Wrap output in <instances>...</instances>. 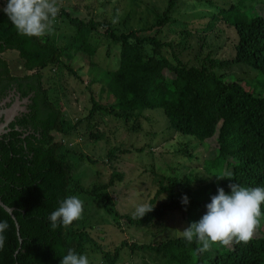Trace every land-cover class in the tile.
I'll return each mask as SVG.
<instances>
[{
  "label": "trees",
  "instance_id": "1",
  "mask_svg": "<svg viewBox=\"0 0 264 264\" xmlns=\"http://www.w3.org/2000/svg\"><path fill=\"white\" fill-rule=\"evenodd\" d=\"M220 1L193 0L191 10L207 13L208 31L216 21L232 28L236 35L234 56L220 60L206 55L193 66L180 58L181 51L191 47L188 41L177 45L159 37L163 27L178 23L172 16L177 5L174 0H166L161 11L154 10L149 25L126 33L116 32L105 19L83 20L60 9L54 21L62 23L61 29L43 37L19 34L2 11L6 0H0V54L15 50L26 72L10 74L6 60L0 56V94L13 85L20 98L29 95L26 111L7 123L11 129L0 133V200L11 208L13 216L0 206V221L8 223L0 264H60L68 249L98 255L101 264H114L121 258V248L133 255L140 252L144 264H264V231L249 243L214 244L203 253L195 241L188 243L181 233L153 245L121 242L108 252L93 240L89 233L92 226L85 225L90 213L87 207L82 219L67 229L52 231L49 226V214L71 195L89 197L97 205L94 212H102L117 226L120 219L138 226L159 219L166 210H181L188 227L204 215V206L207 209L218 188L230 193V183L264 187V18L253 11L257 0H227L223 5ZM97 29L116 44L118 53L110 56L115 63L89 78L90 83H99L98 90L105 99L96 100L92 89L85 87V115L73 122L58 101L50 99L41 70L51 67L58 77L71 75L82 83L71 65L82 55L94 56L89 36ZM183 33L192 34L189 30ZM145 47L148 50L144 52ZM239 63L255 71L250 80H225L212 70ZM88 64L93 66L92 60ZM78 67L82 73L87 71L82 65ZM163 70L171 76H164ZM154 108L162 110L167 127L178 137L205 142L215 135L216 154L203 162L204 178L190 174L193 169L179 177L175 163L160 170L162 174L154 176L156 194L165 192V200L141 219H133L131 214L117 212L105 186L88 190L73 181L69 158L74 153L67 154L68 149L53 133L61 138L70 136L81 120L92 119L95 114L127 121ZM88 135L98 138L97 134ZM224 164L231 165L227 175L222 173ZM195 179L203 184L192 189L190 183ZM114 180H121L119 172H111L106 185ZM185 195L187 205L181 202ZM261 208L264 213V205Z\"/></svg>",
  "mask_w": 264,
  "mask_h": 264
},
{
  "label": "rangeland",
  "instance_id": "2",
  "mask_svg": "<svg viewBox=\"0 0 264 264\" xmlns=\"http://www.w3.org/2000/svg\"><path fill=\"white\" fill-rule=\"evenodd\" d=\"M165 1L61 0L57 3L60 9L70 16H77L83 20L101 21L105 19L113 24L116 32L126 33L130 29H143L149 25L153 19L154 10L161 11L165 6ZM174 1L177 5L172 16L178 20L179 24H168L163 27L159 37L162 40L176 41L177 45L180 41H188L191 44V47H186L180 53L183 63L194 66L206 55L220 60L234 56L236 35L231 27L221 21H216L213 30L208 31L205 27L209 17L205 11L191 10L193 0ZM226 2L227 0L220 1L222 5ZM253 11L264 18V0H257L253 5ZM61 24L58 20L53 22V33L61 29ZM183 30H189L192 34L185 35ZM89 39L95 48L94 56L82 55L71 65L79 74L82 83L71 75H66V79L62 75L58 77L51 67L41 70L44 76L43 86L48 89L50 99L57 100L67 118L73 122L85 115L82 108L87 98L83 93L85 87L92 89L96 100L102 102L105 99L98 90L99 83H90L89 78L92 74L94 75V72L98 73L107 66L110 67L113 62L115 63L113 57L110 56L118 53L116 44L105 38L101 29L91 32ZM147 50L148 47L143 49L144 52ZM0 56L6 60L10 74L23 75L26 73L21 67V61L18 60L15 50L8 49ZM90 60L93 66H88ZM79 65L87 71L85 73L79 71ZM212 70L219 78L237 82L250 80L255 74L254 70L241 63ZM61 72L65 74V70ZM163 74L171 76L168 70H163ZM60 87L63 89L60 90ZM89 132L97 134L98 138L88 137ZM53 135L55 139H61L64 143V149H68L67 154L74 153L69 158L73 181L88 190L105 186L117 212L129 215L133 211L134 203L147 202L156 207L165 200V192L156 194L158 185L154 176H160L162 174L160 170H167L168 166L175 163L179 177L193 169L194 171L190 174L195 178H204L203 162L215 156L217 148L215 135L205 139V142L194 138L178 137L174 130L167 127L166 118L160 108L146 109L127 121L111 115L95 114L92 119L81 120L70 136L61 138L58 134L53 133ZM67 154L65 155L68 156ZM226 162H229V159ZM230 168V164H224L222 173L227 175ZM113 171L121 174V180H114L113 184L108 186L106 184ZM201 183L200 180L195 179L190 186L194 189ZM81 196L79 198L83 200L84 209L89 208L88 216L90 217L91 214L85 225L92 226L89 233L104 251L111 252L121 242H126L127 245L131 242L153 245L169 236L179 235L187 225L185 213L181 210H166L159 219L147 224L130 226L124 222V219H120L117 226L102 212H94L97 205L95 206L89 197ZM206 211L204 206L203 214ZM263 231L264 223L261 224L255 236L261 235ZM119 251L121 258L114 264H144L140 252H134L133 255L129 254L125 248ZM88 257L90 264H101L98 255L95 257L88 255Z\"/></svg>",
  "mask_w": 264,
  "mask_h": 264
},
{
  "label": "clouds",
  "instance_id": "3",
  "mask_svg": "<svg viewBox=\"0 0 264 264\" xmlns=\"http://www.w3.org/2000/svg\"><path fill=\"white\" fill-rule=\"evenodd\" d=\"M2 11L7 15L19 34L29 37H43L53 30V22L59 14L57 0H6ZM231 176H217L220 178ZM230 193L218 188L217 194L211 197L206 205L207 211L198 221L191 222L181 232V237L188 243L196 242L198 251H208L214 244L229 246L235 243H249L261 227V206L264 205V187L244 186L230 183ZM182 204H188L185 195ZM151 203H134L131 216L141 219L151 212ZM83 200L76 195L65 197L58 208L49 214L50 230L67 229L73 222L82 219ZM8 228L7 221H0V250L5 244L4 232ZM60 264H90L87 254L68 249L62 255Z\"/></svg>",
  "mask_w": 264,
  "mask_h": 264
},
{
  "label": "water",
  "instance_id": "4",
  "mask_svg": "<svg viewBox=\"0 0 264 264\" xmlns=\"http://www.w3.org/2000/svg\"><path fill=\"white\" fill-rule=\"evenodd\" d=\"M28 96L19 100L17 93L12 91L0 101V133L11 129L6 127L7 123L14 115L25 110ZM0 206L12 216L11 208L6 206L1 200Z\"/></svg>",
  "mask_w": 264,
  "mask_h": 264
},
{
  "label": "flooded vegetation",
  "instance_id": "5",
  "mask_svg": "<svg viewBox=\"0 0 264 264\" xmlns=\"http://www.w3.org/2000/svg\"><path fill=\"white\" fill-rule=\"evenodd\" d=\"M12 91L16 92V91H15V88H14L13 85L11 86V88L6 89V92L0 94V101H1L5 96H7L10 92H12ZM16 93H17V96H18V92H16ZM25 97H26V96H25ZM25 97L20 98V97L18 96V99L20 100V99H23V98H25ZM27 98H28V97H27ZM26 100H27V99H26ZM25 111H26V104H25V110L19 112V113L16 114V115H14L10 120H12L15 116H18L19 114H21L22 112H25ZM10 120H9V121H10ZM6 126H7V125H6Z\"/></svg>",
  "mask_w": 264,
  "mask_h": 264
}]
</instances>
